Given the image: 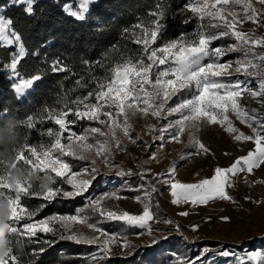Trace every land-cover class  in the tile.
Wrapping results in <instances>:
<instances>
[{
    "label": "snow or ice",
    "instance_id": "6c2138e0",
    "mask_svg": "<svg viewBox=\"0 0 264 264\" xmlns=\"http://www.w3.org/2000/svg\"><path fill=\"white\" fill-rule=\"evenodd\" d=\"M38 2L10 0V6H23L25 15L35 16ZM98 2L75 0L72 6L65 5V11L75 21L85 22L91 7ZM177 17H186L180 19L181 26L195 23V29L181 31L161 43L168 27L169 6L158 0L146 19L138 18L136 24L122 30L125 37H136L133 41L139 47L136 54L120 53L114 64L81 58L89 69L88 80L82 76L76 80L75 87L67 90H63L61 82L62 90L57 93L54 105L45 104L35 114L0 131V139L9 144L7 159L0 156V225L6 244L0 249V264H21L14 248H22L25 240L50 247L56 243V238L95 246L97 250L90 254L93 264L110 259L111 246L117 244L124 250L132 249L127 257L135 256L170 239L169 236H152V222L159 209V203L154 202V194L159 189L153 180L168 188L173 205H207L217 199L231 201L233 198L226 190L231 187V177L242 172L251 174L264 167V114L255 108L248 110L240 102L241 97L248 94L264 108V52L257 51V48L264 49V35L255 34L258 28L264 29V0H188L177 13H172L173 19ZM248 22L255 27L246 31L243 25ZM13 23L11 17L0 15V42L16 46L9 62L0 64V70H7L16 99L23 98L29 90L35 91L46 75H75L60 58L51 63L45 61L46 70L37 69L32 74L22 72L21 63L29 53L22 36L12 29ZM95 31L103 29L98 26ZM226 38L232 43L215 44ZM50 43L46 41L40 47ZM233 53H240L241 57L229 59ZM32 55H39V49ZM93 65L104 69V75L92 74ZM68 75L64 79H68ZM251 78L258 83L255 91L250 88ZM81 89H87L86 94H76ZM229 113L246 124L251 134L238 129ZM7 114L6 107L0 108V119ZM137 116L156 121L144 129L153 144L134 132L130 120ZM46 121L53 122L56 128L39 132L37 124ZM84 122L87 126L82 131L73 130ZM202 124L220 126L235 141L251 142L254 148L236 157L228 167L217 166L210 177L194 183L176 180L175 165L165 173H155L146 167L157 159V152L152 151L157 142L160 147L168 141L179 143L185 133L189 136L188 147L195 149V154H208L209 148L195 135ZM21 125L37 130L40 136L46 135L50 143L34 145L28 136L24 137L23 144L13 143L16 129ZM125 139L132 145L143 143L147 149L148 158L138 164L139 172L114 161V154H128ZM191 154L181 155V159ZM13 172L20 175L13 176ZM132 177L139 183L131 184ZM108 186L113 190L95 194L98 188ZM125 191L141 193L133 197L142 205L141 211L105 207L108 200L126 199L122 195ZM31 198L42 199L45 204L77 198L85 203L75 214H53L36 219L39 209L32 211L23 203ZM188 214L187 211L179 213ZM92 217L95 223L90 222ZM221 220L227 222L230 218L225 216ZM107 223L120 225L122 232H109L102 227ZM164 223L173 221L169 219ZM74 224L86 225L95 235L73 232ZM55 225H59V229ZM198 228L199 225H192L193 231ZM127 229L140 230L135 232L138 236H143L146 230L151 237L149 243L133 245L123 235ZM175 231L179 232V225H175ZM40 234H51L53 239L40 240ZM46 251L41 246L33 249L32 255L39 257ZM212 251L204 246L195 255L171 252L170 264H216V257L224 259L226 264L233 259L236 264H264V249H245L238 255L236 250L220 245L215 255L209 257Z\"/></svg>",
    "mask_w": 264,
    "mask_h": 264
},
{
    "label": "trees",
    "instance_id": "16d2710c",
    "mask_svg": "<svg viewBox=\"0 0 264 264\" xmlns=\"http://www.w3.org/2000/svg\"><path fill=\"white\" fill-rule=\"evenodd\" d=\"M75 0H39L36 4V15L27 16L23 11V6H10V0H0V13L6 18L11 17L14 21L12 29L22 36L28 56L21 63V71L28 74L34 73L37 69H47V63L60 58L62 62L72 68L75 75L67 73L46 75L36 87L35 91L29 92L21 99H16L14 90L8 79L7 70H0V108H7L8 114L0 119V131L17 124L26 119L28 115H33L45 104L54 105L57 93L60 92L61 82L63 90L75 87L76 80L84 77L89 78V69L82 64L81 58L90 62L100 61L104 64H114L119 60V54L133 55L139 51V47L133 42L136 37H125L122 35L124 28L138 22V18L147 17V13L154 10L158 0H99L98 4L91 7L85 22H77L74 18L66 14L65 5L74 4ZM169 6V18L166 34L161 40H167L178 35L181 31H192L195 23L181 26L180 19L186 17L172 18V13H177L188 0H160ZM103 29L96 32L97 27ZM51 41L47 47L41 48V44ZM231 44L232 40L225 39L223 42L215 44ZM214 44V46H215ZM16 46H5L0 42V64L9 62L10 54L15 51ZM39 49V55L33 56L32 53ZM237 54V53H233ZM231 54V55H233ZM91 73L96 76H103L104 69L93 65ZM68 75V79L64 77ZM87 89H81L80 95L86 94ZM171 103V102H170ZM87 126V122L77 125L73 130L80 132ZM48 128H56L53 122L46 121L37 124L39 132H46ZM17 136L13 143L23 144L24 137L28 136L29 142L34 145L50 143V138L46 135L40 136L37 130H28L22 125L16 129ZM9 144L0 139V156L7 159ZM13 176H19V172H13ZM130 183H139L136 177L130 178ZM119 188L118 185H115ZM106 188H98L96 195ZM113 189V188H111ZM112 191V190H111ZM136 194L140 192L135 191ZM25 206L32 211H38L36 219H41L53 214H75L78 207H83L85 201L77 198L73 201L57 200L45 204L42 199H26ZM41 204L45 207L40 208ZM86 215H91L86 212ZM95 223V217L91 218ZM59 228V225L56 226ZM112 233H121L122 228L115 223L102 225ZM138 229H127L123 235L135 234ZM178 236H170L167 243L156 248H150L137 252L135 256L127 257L124 255L110 256L102 264H169L172 257L170 249L177 243ZM40 240L53 239L51 234H40ZM45 247L47 251L39 256H33V249ZM6 247L4 237H0V249ZM97 249L95 246L78 245L69 241L59 240L51 245H38L24 241L23 247H15L14 252L20 257L21 264H93L90 254Z\"/></svg>",
    "mask_w": 264,
    "mask_h": 264
},
{
    "label": "rangeland",
    "instance_id": "374dc122",
    "mask_svg": "<svg viewBox=\"0 0 264 264\" xmlns=\"http://www.w3.org/2000/svg\"><path fill=\"white\" fill-rule=\"evenodd\" d=\"M67 5L72 6L71 3ZM0 15L2 14L0 13ZM254 27L250 22L243 25L246 31ZM255 34L264 35V29L258 28ZM257 51L264 52V49L257 48ZM240 57L241 54L237 53L230 54L228 58L236 60ZM251 79L250 88L255 91L258 89V83L255 78ZM240 102L246 109L255 108L261 114H264V108L251 95H243ZM229 115L238 129L245 134H251V129L246 124H242L237 120L234 114L229 113ZM130 123L136 134L141 135L148 144H153L151 136L145 134L144 129L147 124L156 123L155 120L137 116L133 117ZM195 135L209 148L208 154L202 152L195 154V149L188 147L189 136L185 133L179 143L168 141L160 147L159 142H157L152 148V151L157 152V159L146 167H150L155 173H165L175 165L174 178L176 180L183 183H194L201 178L210 177L217 166L228 167L236 157L245 155L248 150L254 148L251 142L235 141L220 126L202 124L196 130ZM123 142L127 146L128 154L116 153L114 154V161L117 164H122L125 168H131L134 172H139L138 164L148 158L145 145L139 142L138 145H132L126 139ZM188 153L193 154L188 155L186 159H181V155ZM99 166L103 168V165ZM152 183L159 189L158 193L154 194V202L159 203V209L158 215L152 222V236H178L177 243L170 249L171 252H177L182 256L195 255L200 248L208 246L213 250L208 254L209 257H212L220 245L236 250L238 255H241L245 249H264V239H260L261 236H264V203H259L264 201V167L254 170L251 174L242 172L231 177V187H226V190L233 199L231 201L217 199L210 201L207 205L193 206L190 203L173 205L168 188L156 183L155 180ZM116 185L119 186V184ZM105 188L97 195L104 191L113 190L111 189L112 186ZM122 195L127 198L119 201L115 199L108 200L105 202V207H119L134 213L142 210V205L133 199L141 193L136 194L135 191H125ZM182 211H187L189 214L187 216L179 215ZM225 216L229 217L230 220L227 222L221 220V217ZM169 219L173 223L165 224L164 221ZM175 225H179V232L175 231ZM192 225H199L198 230L193 231ZM72 231L89 236L95 235L91 229L83 224L72 225ZM126 237L133 245H146L151 239L146 230L143 236L132 234ZM188 249L192 251L188 252ZM128 251H132V249L124 250L119 244L113 245L111 246L110 256H127ZM216 264H226V261L216 257ZM227 264H236V261L233 259Z\"/></svg>",
    "mask_w": 264,
    "mask_h": 264
},
{
    "label": "clouds",
    "instance_id": "9594fccd",
    "mask_svg": "<svg viewBox=\"0 0 264 264\" xmlns=\"http://www.w3.org/2000/svg\"><path fill=\"white\" fill-rule=\"evenodd\" d=\"M2 235H3V226L0 225V237H2Z\"/></svg>",
    "mask_w": 264,
    "mask_h": 264
}]
</instances>
